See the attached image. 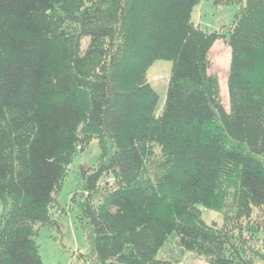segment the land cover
<instances>
[{"label": "trees", "instance_id": "obj_1", "mask_svg": "<svg viewBox=\"0 0 264 264\" xmlns=\"http://www.w3.org/2000/svg\"><path fill=\"white\" fill-rule=\"evenodd\" d=\"M200 1L0 0V264H43L37 227L92 142L85 261L179 264L156 259L171 240L208 264H264V0H216L239 9L214 32L191 20ZM218 40L229 113L209 74ZM156 61L172 63L159 115Z\"/></svg>", "mask_w": 264, "mask_h": 264}, {"label": "rangeland", "instance_id": "obj_2", "mask_svg": "<svg viewBox=\"0 0 264 264\" xmlns=\"http://www.w3.org/2000/svg\"><path fill=\"white\" fill-rule=\"evenodd\" d=\"M238 9L237 5L220 6L216 4V0H201L194 7L191 20L203 31L225 30L232 24ZM87 43L88 39H83L81 44L83 51ZM209 61V74L217 76L222 103L226 112L229 113L227 78L230 49L223 40L214 43L209 54ZM171 68L172 63L169 61H156L147 71V81L158 98L157 115L161 113L165 103ZM98 156L97 144L92 142L77 153L69 164L67 174L56 196V203L50 210L54 223L51 226L37 227L35 241L39 246L43 264H90L89 261H85L81 257L89 254V244L88 233L80 216L78 205L82 200V184L84 183L82 169H93ZM202 215L207 224H214L218 228L222 227V218L219 212L203 209ZM257 243L260 244V242ZM156 259H178L179 264H208L204 258L193 253H180L171 240L158 252Z\"/></svg>", "mask_w": 264, "mask_h": 264}]
</instances>
